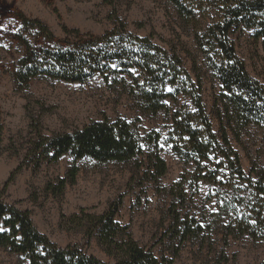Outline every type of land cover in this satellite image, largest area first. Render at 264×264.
Wrapping results in <instances>:
<instances>
[{
	"label": "trees",
	"instance_id": "1",
	"mask_svg": "<svg viewBox=\"0 0 264 264\" xmlns=\"http://www.w3.org/2000/svg\"><path fill=\"white\" fill-rule=\"evenodd\" d=\"M105 1L113 5L112 0ZM166 2L174 8L177 22L193 38L205 66L220 83L213 104L219 133L203 102L201 76L194 77L175 50L129 32L114 6L110 13L114 26L103 34L73 30L71 37L62 40L54 39L41 22L26 21L20 15L25 25L41 31L42 40L33 45L27 42L24 54L12 67V76L16 87L26 88L35 77L85 82L99 75L111 92L132 100L137 113L170 115L164 134L156 129L142 131L137 126L138 116L136 120L94 119L79 128L50 135L43 133L40 119L32 116L25 161L36 167L70 155L72 163L65 176L47 185L50 193L60 195L67 184L75 182L81 158L98 163L134 160L144 179L156 185L167 169L162 151L164 146L170 147L190 167L166 189L170 221L159 240L167 238L172 256L162 253L156 257L151 248L139 245L127 225L116 220L125 194L111 200L101 213H87L82 208L79 213L62 216L66 225L83 228L88 237H96L112 263L76 245L58 246L36 228L28 210L6 203L0 193L1 248L21 256L28 264H173L182 243L189 240L200 247L207 245L211 251L213 236L221 234L223 247L216 251L213 264H224L231 261L224 251L229 238L248 236L264 243V174L253 167L249 172L241 168L240 156L228 137L231 131L243 144V133L251 125L258 126L264 135V84L250 75L230 37L235 31L248 29L254 39L264 43V0ZM24 39L21 36V41ZM179 96L184 98L181 103ZM3 132L0 111V149ZM24 165L21 162L12 171V178ZM199 180L212 185L208 198L216 201L213 212H193L185 207L191 197L187 187L195 191Z\"/></svg>",
	"mask_w": 264,
	"mask_h": 264
},
{
	"label": "rangeland",
	"instance_id": "2",
	"mask_svg": "<svg viewBox=\"0 0 264 264\" xmlns=\"http://www.w3.org/2000/svg\"><path fill=\"white\" fill-rule=\"evenodd\" d=\"M0 0V111L3 124V142L0 149V193L4 201L19 209L29 211L36 228L60 247L76 245L87 254L112 263L96 237H88L84 229L65 224L62 216L79 213L103 212L109 202L125 194L116 220L128 226L129 232L140 246L151 248L159 257L164 253L171 257L167 238L160 241L163 229L169 224L166 215L170 203L166 189L184 170H190L168 146L162 157L166 162V174L158 183L147 181L134 160L125 163H98L89 159L77 161L79 171L73 184H67L60 195L47 190V185L65 176L72 158L65 154L58 161L42 162L36 166L25 161L26 144L30 138L31 117L39 118L46 135L79 128L94 119L117 117L136 120L142 131L159 130L164 134L170 123L169 114L145 116L137 113L132 100L124 94L117 96L103 84L99 75L85 82H60L35 77L28 87L14 84L12 67L24 54L27 42L33 45L42 40L41 31L24 20H37L51 31L54 39L62 40L73 35H101L112 28L110 16L113 6L119 20L129 32L153 39L165 49H173L182 57L184 67L203 82V102L215 132L219 133L218 119L213 109L214 95L220 83L205 66L193 38L186 34L177 22L174 8L166 0ZM23 19H21V16ZM252 31L241 29L231 33L235 51L247 67L250 75L264 84V43L251 36ZM21 36L25 39L21 41ZM195 59V65L193 64ZM180 103L184 98L179 96ZM170 101V106L174 107ZM229 140L240 156L241 168L249 172L255 168L264 174V135L255 125L243 133V144ZM21 162L25 165L14 174ZM256 177L255 174H253ZM12 178V179H11ZM11 179L7 187L4 184ZM194 191L187 187L189 196L185 207L191 211L213 212L216 201L208 198L212 185L199 180ZM213 249L187 240L181 244L173 264H213L216 251L223 247L221 234L213 236ZM224 251L231 260L224 264H264V243L245 236L229 238ZM0 264H28L26 259L0 247Z\"/></svg>",
	"mask_w": 264,
	"mask_h": 264
}]
</instances>
